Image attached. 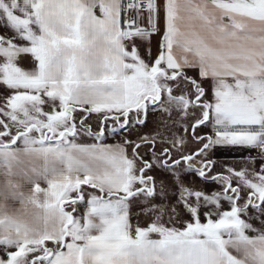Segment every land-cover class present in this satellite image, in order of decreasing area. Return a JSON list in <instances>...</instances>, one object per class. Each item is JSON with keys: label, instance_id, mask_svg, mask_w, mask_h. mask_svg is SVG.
Listing matches in <instances>:
<instances>
[{"label": "snow or ice", "instance_id": "snow-or-ice-1", "mask_svg": "<svg viewBox=\"0 0 264 264\" xmlns=\"http://www.w3.org/2000/svg\"><path fill=\"white\" fill-rule=\"evenodd\" d=\"M0 264H264V0H0Z\"/></svg>", "mask_w": 264, "mask_h": 264}, {"label": "crops", "instance_id": "crops-1", "mask_svg": "<svg viewBox=\"0 0 264 264\" xmlns=\"http://www.w3.org/2000/svg\"><path fill=\"white\" fill-rule=\"evenodd\" d=\"M152 44H151L152 50L156 49V46H153ZM144 46H146V49H145V52H146L147 51V48L149 47V45H144ZM25 64L27 65V62H25ZM204 131H207V129H205V128H201L200 129V132H204ZM120 139H121L120 136H116L114 138H109L106 142L107 143H116V142L120 141ZM195 148H196L195 146H193V147L190 146L189 147V149H191V150H194ZM229 150H237L239 152V155H237V156L228 155L230 153ZM221 151H222L221 152L222 155L221 156H216V158L222 164H224V163H226V164L227 163H233L234 162V159H236V158L239 159L241 156L248 155V153L246 151L241 150V149H221ZM189 179H191V178H189ZM135 211H138V210H134V212ZM132 223H133V225H135L136 223H139L141 226H143L145 224V218L143 216H140V215H133V217H132ZM254 223H256V222L254 221ZM177 226L179 227L180 225H177ZM256 226L259 227V224H257Z\"/></svg>", "mask_w": 264, "mask_h": 264}, {"label": "rangeland", "instance_id": "rangeland-1", "mask_svg": "<svg viewBox=\"0 0 264 264\" xmlns=\"http://www.w3.org/2000/svg\"><path fill=\"white\" fill-rule=\"evenodd\" d=\"M159 40V36L157 35V36H154L153 37V40H152V45L153 46H156V43H157V41ZM143 48H144V51H145V49H146V46H143ZM155 48V47H154ZM155 50L156 49H154V50H152L153 51V53H155ZM146 53V52H145ZM154 129H153V125H152V122H151V118H150V121H149V124H148V126L146 127V128H144V129H141V131L142 132H149V131H153ZM198 132H200V129L198 130ZM136 137V132H133L132 134H131V138H135ZM193 147V146H195V147H197L198 145H195V144H192V143H190L189 145H188V148L189 147ZM230 151V153L228 154V155H233V156H237V155H239V152L237 151V150H229ZM144 152V149L142 148L141 149V153H143ZM221 149H218L217 150V152H216V156H221L222 154H221ZM145 158H147V157H145ZM225 164V163H224ZM227 164H230V165H234L235 167H242V165L238 162V158H236V159H234V162L233 163H227ZM218 167H219V165H218ZM157 178H158V180L159 179H161V178H163V179H168L167 177H164V176H162V174H157ZM189 179V178H188ZM225 207H227V204H225Z\"/></svg>", "mask_w": 264, "mask_h": 264}]
</instances>
